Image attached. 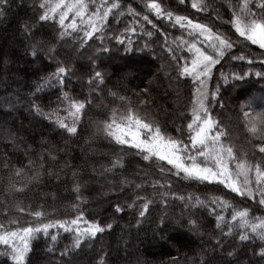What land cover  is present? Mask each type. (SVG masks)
Segmentation results:
<instances>
[{"label":"snow or ice","instance_id":"snow-or-ice-1","mask_svg":"<svg viewBox=\"0 0 264 264\" xmlns=\"http://www.w3.org/2000/svg\"><path fill=\"white\" fill-rule=\"evenodd\" d=\"M14 3L15 0H0V18L6 17ZM178 4L185 5L186 0H178ZM17 8L25 9L17 29L25 55L42 64L47 61L46 66H54L55 70L29 84L30 91L25 95L8 91L6 86V94L0 96V113L11 115L27 104L28 116L47 121L50 129L48 138L26 144L21 136L22 124L16 128L7 120L0 121V144L5 148L12 146L11 150L0 153V216L7 221V225L0 223V245L5 246L0 255L9 256L14 264H25L31 242L39 234L56 241L62 230L71 233L73 239L60 252V258L70 257L84 243L113 230L114 224L106 220L122 219L131 211L139 230L152 209L158 208L161 213L157 230L163 232L173 223L186 226L190 233L201 230L198 250L190 249L189 255L178 248L169 264H264V215L253 216L252 208H239L224 196L201 198L171 191L173 178L205 187L222 186L227 190L225 195L234 194L233 199H247L257 209H264V97L259 100L252 97L241 106L239 119L246 137L243 143L238 142L239 137L233 138L232 121L214 118V109L210 107L217 102L221 109L225 107L220 100L219 85L215 89L210 87L217 66L237 60H247L253 65L256 61L240 49L242 43L258 46L264 57V0H214L212 3L192 0L191 8L196 13H215L216 19H220L221 9L230 13V19L224 21L230 25L227 33L213 31L188 15L167 10L158 0H144L143 10L148 13L145 15L131 5L121 11L120 0H39L38 3L33 0L31 5L25 7L22 2ZM28 10L32 15H28ZM149 14L157 20H166L186 33L188 39L181 36L170 41L167 31L161 32ZM125 16L132 19L123 32L108 35L110 18L119 20ZM49 21L51 30L45 28ZM145 24L164 37L159 45L161 53L154 55V59H164L166 54L169 65L174 64L176 79H190L194 85L191 119L186 127H177L175 135L147 113L141 115L143 108L151 103L148 99H139L148 96V87L129 94L120 81L109 87L110 77L105 71L97 70L111 54L112 41L124 47L125 52L132 50V36L137 34V29L147 37L140 51L154 52L150 47L154 33ZM73 36L78 38L66 49ZM178 49L187 55H178ZM3 64L4 57L0 56V65ZM259 64L264 67V58ZM253 74L264 79V71L253 73L251 69L243 75L233 72L231 77L242 81ZM220 79L228 83V76L223 72ZM4 83L5 80H0V84ZM45 96L46 103H37ZM101 133L120 151L97 152L94 145ZM132 149L143 161L158 164L156 178L149 180L152 173L141 174L139 169L133 178L120 175L126 171L123 153ZM21 154L26 163L22 162ZM99 160L106 163L98 164ZM53 180L57 184L71 181L68 191L74 200L61 213L66 218L48 219L57 210L46 213L41 206V210L31 211L29 206L28 214L33 222L28 226L20 227L18 219H9L13 212L25 213L20 196ZM97 185L100 199L94 202L107 200L103 211L109 216L104 218L89 208L93 201L85 196V192L96 190ZM121 197L126 198L124 203ZM176 201L183 204L178 216L174 215ZM201 210L206 215L201 212L199 217L191 218ZM52 229L57 234H51ZM97 264H107V257L101 256Z\"/></svg>","mask_w":264,"mask_h":264},{"label":"trees","instance_id":"trees-1","mask_svg":"<svg viewBox=\"0 0 264 264\" xmlns=\"http://www.w3.org/2000/svg\"><path fill=\"white\" fill-rule=\"evenodd\" d=\"M22 2L27 7L33 3V0H15L11 11L6 17L0 18V56L4 57V64L0 65V80H5L4 84H0V96L6 94V86L8 91H19L22 95H25L30 91L29 84L38 81L41 77L55 70L54 66H46L47 61L42 64L39 61H34L32 57L25 55L24 47L19 42L21 36L17 30L19 27V18L25 15V9L17 8V5H20ZM35 2L38 3L39 0H35ZM143 2L144 0H120L122 4L121 11H126L128 6L131 5L138 12H141V15L148 14L143 10ZM158 2H161L167 10H172L179 15H188L200 23L207 24L213 28V31L219 29L221 32L227 33L230 30V25L224 23V21L229 20L231 14L226 12L225 9H221L220 19H216L215 13L211 15L196 13L191 8L192 0H186L185 5H179L178 0H158ZM207 2L212 3L214 0H207ZM28 15H32L31 10H28ZM149 18L153 20V23L157 25V28L161 32L167 31L170 41L181 36L188 39L186 33H183L178 28L172 27L166 20H157L155 16L150 14ZM110 19L111 23L109 25L110 31L107 33L108 35L123 32L132 17L125 16L119 20L114 17ZM51 25L52 22L49 21L45 25V28L51 30ZM145 27L154 33L150 45L155 50L154 52L140 51L147 37L142 36L139 29H137V34L132 36V40L134 41L130 46L132 50L125 52L124 47L112 41L113 47L111 54L104 58V65L97 70L105 71L110 77L109 87L117 81H120L122 85L127 87L129 94L132 91H139L140 89L148 87V96H141L139 99H148L151 103L143 108L141 115L147 113L149 118L157 119L159 123L165 126L167 132L175 135V129L181 126L186 127L188 121L191 119L190 108L194 85L190 79H176V73L173 71L174 64L169 65V58L166 54L164 59H154V55L161 53L159 45L163 43L164 37L157 33L155 29H152L151 25L145 24ZM9 34L14 37L13 40L9 39ZM77 38L76 36L70 38L65 48L70 49L71 44ZM232 38L235 39V35ZM240 49L246 52L256 62L253 65H249L247 60L231 61V58H229L230 63L225 62L223 66H217L213 71V79L210 81V87L215 89L219 85L220 100L225 107L221 109L219 102L214 103L210 107L214 109L212 111L214 118L225 121L230 119L232 121L231 126L234 129L233 138L236 139L239 137L238 142L243 143L246 137L243 134L242 124L239 119L241 106L246 104L252 97L257 98V100L264 97V79L258 78L253 74L245 77L242 81H235L232 79L231 74L235 72L243 75L250 69L253 73L255 71H264V67L259 64V60L264 57L260 55L262 50L256 45L242 43ZM177 54L187 55V53H182L179 49L177 50ZM234 54H238V52L234 50ZM162 65L167 66L162 69ZM221 72L228 76V83L220 79ZM77 75L79 76V73ZM73 79L75 80L76 77ZM84 79L86 80L87 76ZM84 91L87 94L88 89L85 88ZM52 99L54 100L55 97L53 96ZM46 101L47 96L44 97L43 101L38 100L37 103L43 105ZM26 109L27 104H24L19 112L12 113L11 115L0 113V121L7 120L9 125L16 128H20L22 124L21 136L26 144L48 138L50 129L47 127V121L41 122L38 118L33 119L28 116ZM44 110L48 111L49 109L45 108ZM92 131L94 132L95 129H92ZM11 147V145H8L5 148L4 144H0V153L11 150ZM94 148L97 152L104 153H111L113 150L120 151L118 147L110 145L109 141L104 139L102 133L96 140ZM123 154L125 156L124 163L126 165V171L120 173L121 176L133 178V174L140 168L142 170L141 174L152 173L149 176V180L156 178L155 172L158 168L156 162L150 165L148 162L143 161L134 149L126 150ZM111 158L113 157H109V159ZM21 159L22 162L26 163V160H23L22 154ZM99 163H106V161L99 160ZM88 171H91V167H89ZM136 182L139 183L140 181L137 180ZM172 183L173 187L171 191L176 195L187 196L188 194H192L194 196H200L201 198L206 196H224L225 199L232 201L239 208H252L253 216L264 215V209H257L252 201L241 199L240 197L233 199L234 194L225 195L227 190L223 189L222 186L210 185L205 187L201 184L190 183L176 178H173ZM71 186V181L57 184L53 180L46 182L40 187L31 189L18 198L25 207V213L18 214L13 212L9 219H18L20 227L28 226L29 223L33 222V217L28 214L29 206H31V211L41 210V206H43V210L46 213L57 210L56 214L49 216L48 219L66 218L61 213H63L65 205L74 200V195L68 191ZM96 191H99L97 186L96 190L91 193L85 192V196L93 201L89 204V208L99 213V218L107 217L109 213L103 211L107 207V200L105 199L102 203H95L94 195L97 193ZM113 199L115 198L113 197ZM125 199V197H121V203H124ZM128 202L130 203L131 201ZM176 204L178 206L175 209L174 215L178 216L183 204L180 201H176ZM201 212H204L206 215V212L201 210L196 212L191 218L195 219L199 217ZM160 213L161 209L153 208L151 215L142 222V227L139 230L137 229L136 218L131 211H127V214L122 219H108L106 220L107 223L114 224L111 232L100 234L94 240H89L83 244L79 251L63 259L60 258V252L72 243V234L64 233L60 230L58 239L52 241L51 236H45L41 233L31 242V251L25 259V264H97L101 256L107 257V264H129V262L136 264L137 261H139V264H169L171 257L177 255L178 248L181 253L187 252L189 255L192 254L189 251L190 249L198 250L201 235L200 229H197L195 233H190L186 226H177L173 223L169 224L161 232L157 230V225L160 224ZM44 222H47V220ZM0 223L7 225V221L2 216H0ZM161 227L163 228V225ZM50 231L53 235L57 234L56 229ZM162 235L166 238L161 239ZM203 235L207 239V232H204ZM257 243L259 242L257 241ZM49 248H52V251H48ZM4 250L5 246L0 245V253H3ZM230 250L231 248L227 249V251ZM249 255H251L250 251ZM0 264H14V262L9 256L0 255Z\"/></svg>","mask_w":264,"mask_h":264},{"label":"rangeland","instance_id":"rangeland-1","mask_svg":"<svg viewBox=\"0 0 264 264\" xmlns=\"http://www.w3.org/2000/svg\"><path fill=\"white\" fill-rule=\"evenodd\" d=\"M1 24H3V23H1ZM8 37H9V39L10 40H13L14 39V37L13 36H10V34L8 35ZM139 170H140V168H139ZM97 187H98V185H97ZM99 188V187H98ZM97 193H95V195H94V199L95 200H97V199H100V195H99V191H96ZM105 201V199L103 200V202ZM102 203V202H101Z\"/></svg>","mask_w":264,"mask_h":264}]
</instances>
